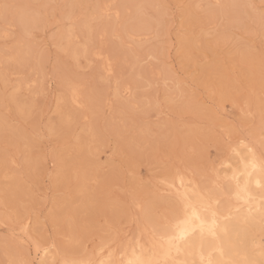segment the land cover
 Listing matches in <instances>:
<instances>
[{
  "label": "rangeland",
  "instance_id": "rangeland-1",
  "mask_svg": "<svg viewBox=\"0 0 264 264\" xmlns=\"http://www.w3.org/2000/svg\"><path fill=\"white\" fill-rule=\"evenodd\" d=\"M103 1L109 17L96 16ZM219 1L225 10L210 0H150L138 18L134 0H0V30L8 29L0 38V264H40L34 254L43 249L45 264L120 249L138 224L159 229L176 211L159 188L177 169L212 193L229 186L220 164L234 142L259 153L264 0H238L239 11ZM20 8L35 20L29 28L17 24ZM70 29L77 44L65 52ZM92 49L110 59L111 74ZM124 85L130 94L116 96ZM72 86L81 108L69 103ZM255 234L253 260L264 249Z\"/></svg>",
  "mask_w": 264,
  "mask_h": 264
},
{
  "label": "bare ground",
  "instance_id": "bare-ground-1",
  "mask_svg": "<svg viewBox=\"0 0 264 264\" xmlns=\"http://www.w3.org/2000/svg\"><path fill=\"white\" fill-rule=\"evenodd\" d=\"M134 1L136 2V5L133 6L134 13H135L133 16L134 17L137 16L139 18V16L142 15V6H147V5L151 6V2L150 0H134ZM219 2H220L219 0H210L209 4L215 5V6L220 5V8L222 10H225V8L222 7V5ZM241 6L242 5L239 4L238 0H230V4L228 5V7L232 9V11L234 10L239 11V8ZM247 6L253 10V8L249 4H247ZM112 7L113 6L110 5V2L109 3L106 1L98 2L95 6L96 16L98 15V16L109 17L112 14L111 13L113 10ZM244 7H245V4H243V9ZM226 9L228 8L226 7ZM118 12L119 11L115 9L112 15L114 17V23L116 24L118 20L120 19ZM70 14L72 15V11ZM70 18L74 20L75 16L70 17ZM34 21L35 20L32 17V15L28 13V11L25 10L24 8H20V10L17 12V24L19 27L24 28L27 25H30L31 23H33ZM86 22L83 23L82 30L85 31V33L86 32L89 33V30H90L89 25H88L89 22L87 23ZM5 28L7 27H3L0 30V38H6V37L8 38V34H7L8 29H5ZM206 35L208 34L206 33ZM125 36L127 37L128 41L130 42L134 41V35L127 33V35ZM64 37L67 43L64 49L66 52V51H69L71 47L75 45L76 39L78 37L76 36V34H74L73 29L68 30L66 34L64 35ZM146 40L147 39L142 40V41L146 42ZM137 42H140V41H137ZM124 45H125V41H124ZM19 48L20 47H17L12 53L11 57L10 58L8 57V58L13 59V61L16 60L21 54L20 53L21 51ZM86 51H87V48L83 47L82 52L85 53ZM90 53H91V57L93 56L94 59L95 58L102 59L100 62H101V70L103 74L108 76L109 74L112 73L113 65L109 58L105 56L101 57L102 52L94 51L93 49ZM73 56H76V52H73ZM156 75L157 76L155 78L160 76L159 73H157ZM70 85L71 84H69V86ZM77 86H72L70 90L68 89L69 90L68 100H69V103L75 108H81L83 107L82 106L83 100H82V97L80 95V92ZM130 89L131 88L128 85H124L118 91H116L115 95L119 96L121 94L122 95L124 94L123 96H126L130 94V91H131ZM18 90H20L19 85H17L14 88V92H17ZM66 117L68 118V116ZM241 141L242 140L240 139V141L236 144L234 142V145H232L231 147H239ZM11 163H14V160H11ZM233 166L239 167L238 158L235 159ZM225 169L228 170L229 173L221 175L219 179L221 182L229 184V186L227 187L226 190H222L221 188L219 191L212 192V193H210L207 190H201L198 187L196 180L192 176H190L187 173L186 174L183 173L186 176L187 181H190L186 183V188L188 190V194L191 197V199L197 202L198 204L202 203L203 205H205V207L200 208V214L202 218L210 223L213 219V213H215V220L218 225L216 229L215 238H213L212 236H208V235H205L203 238H201L200 231L197 228L196 231L189 233L188 237L186 238L187 243L182 245L181 251H176L175 249H172L169 252L167 251L166 245L164 247H161V245L164 243L161 238L170 233L171 226L175 224L176 217L180 215V209L177 205L176 211L172 213L171 216L165 218L164 222L161 224L162 226L159 227V229H157L154 226L149 225V223L138 224L137 229H136L137 233L135 234V237H134L135 238L134 242L129 241L128 243H125L124 245L122 244L120 249H116L112 247L111 249L107 248V250L102 251V247H100L98 248V250L93 256L91 257L88 256L89 258L62 260L61 264H100L101 260L106 261V264H121V261H123V264H127V259L131 256L132 247L136 248L137 254L142 256L144 260L146 261L158 260L160 261V264H202V257H203V264H207L209 259L213 261V264H254V263L264 264V249L263 248L258 247L262 253L260 255L257 254L259 257L254 256L256 258V259L254 258L255 260L250 259L251 256L249 257L248 250H247L248 246H251L253 240H255L256 234L254 235V233H257V234L259 233L258 238L264 235V231H263L264 229V189L257 186V180L264 179V178L259 177L257 174H253V176L251 177L240 176L237 181V180L231 179L232 168L230 167V168H225ZM175 175L176 173H174L168 180H164L161 183V187L159 189L161 192L166 193L167 195L173 197L176 201V198L174 194L172 193V190L168 187V184L173 181V179L175 178ZM6 177H7L6 175L3 176V178H6ZM216 177L218 178V176ZM246 180L248 181L247 191L246 192L240 191L239 198H238L237 197V192H238L237 182L239 183L241 188H243ZM177 186H179L178 182H177ZM222 198H225L224 202L222 201ZM198 223L199 222L197 221L196 224ZM238 232L240 234L239 239L236 238L237 237L236 235ZM125 249H127V255H125ZM48 254L49 252L43 249V250H40V252L35 253L34 255H39V258H41V263L40 261L39 263L45 264V260H47L48 257L51 256V255L48 256Z\"/></svg>",
  "mask_w": 264,
  "mask_h": 264
},
{
  "label": "snow or ice",
  "instance_id": "snow-or-ice-1",
  "mask_svg": "<svg viewBox=\"0 0 264 264\" xmlns=\"http://www.w3.org/2000/svg\"><path fill=\"white\" fill-rule=\"evenodd\" d=\"M12 6L8 4L3 5L5 18H7L8 10ZM264 135V133H262ZM261 150L257 153V150L250 143L241 141L239 147H231L230 153L221 160V167L232 168L231 179L237 180L240 176L251 177L253 174H257L259 177L264 178V142L261 143ZM238 158L239 167H234L233 163ZM177 182L178 185L177 186ZM187 181L186 176L180 169L176 170L175 178L168 187L172 190L176 198L177 205L180 209V215L176 217V222L171 226V231L168 235L162 237L163 244L161 247L167 246V251L175 249L181 251L182 245L187 243V237L190 232L196 231L198 228L201 234V238L205 235L216 237V229L218 227L215 220V213H213V219L209 223L204 220L200 214V208L205 205L198 204L193 201L188 194L186 188ZM257 186L264 189V179L257 180ZM248 181L246 180L243 188L237 182V197L239 198L240 191H247ZM199 222L196 224V222ZM125 255H127V249H125ZM100 264H106V261L101 260ZM123 264V261H121ZM127 264H160V261L144 260L142 256L138 255L136 248L132 247L131 256L127 259ZM203 264V257H202ZM207 264H213L211 259L208 260Z\"/></svg>",
  "mask_w": 264,
  "mask_h": 264
}]
</instances>
